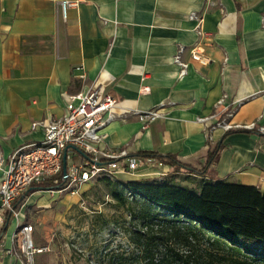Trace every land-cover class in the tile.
<instances>
[{
	"label": "crops",
	"instance_id": "0c3cea01",
	"mask_svg": "<svg viewBox=\"0 0 264 264\" xmlns=\"http://www.w3.org/2000/svg\"><path fill=\"white\" fill-rule=\"evenodd\" d=\"M60 1L0 0L4 159L15 148L43 139V126L31 124L62 116L64 93L98 84L118 99L117 113L152 108L159 113L147 125L131 113L115 117L100 130L101 147L125 148L130 155H171L192 169L175 171L164 164L118 173L117 180L161 176L194 189L203 182L225 181L264 192V132L215 128L211 141L204 133L223 108L233 111L227 118L232 124L255 121L264 126V0H69L76 5L67 9L65 19ZM190 12L201 18V34ZM196 41L203 61L189 55ZM178 47L184 48L181 58L188 64L182 76L173 61ZM215 145L220 146L217 158L205 166ZM76 151L75 161L80 160ZM2 172L0 167V180ZM34 185L39 184L15 199L17 217L7 214L0 232V264H24L6 252L16 246L17 226L32 217L29 209L41 213L49 208L48 194H54L50 182ZM38 222L34 243L49 250ZM47 258L46 250L36 255L35 263L49 264Z\"/></svg>",
	"mask_w": 264,
	"mask_h": 264
},
{
	"label": "built area",
	"instance_id": "2783aa9c",
	"mask_svg": "<svg viewBox=\"0 0 264 264\" xmlns=\"http://www.w3.org/2000/svg\"><path fill=\"white\" fill-rule=\"evenodd\" d=\"M76 5V2L61 0L59 2L60 15L66 18L67 9ZM188 17L196 20L195 30L201 34L200 22L196 12H190ZM264 28V19L262 20ZM183 47H178L173 61L178 65V75L187 71V62L181 58ZM189 55L195 60H205L200 41H196L189 49ZM84 74H82V77ZM65 113L60 117L48 121L33 122L31 128L41 124L43 126V139L15 148L4 159L0 154V167L3 172L0 180V232L7 214L17 217L14 201L27 188L33 184L49 181L50 192L68 191L70 194L78 193L85 183L96 179L115 181L118 173H132L134 171L156 167L162 168L163 163L152 156L130 155L125 148L106 149L100 146L104 134L100 132L110 120L115 117H125L131 113L137 116L144 125L149 124L159 115L157 109L137 111L122 109L116 112L119 105L117 98L106 92L101 85L93 84L84 91L77 93H64ZM231 109L223 108L216 114V120L205 129V137L212 140V131L215 128L229 130L232 128L256 129L264 132V126L257 125L255 121L245 124H232L227 118L232 115ZM204 120L205 118H200ZM74 149L82 155L80 160H72ZM66 156V173H62V155ZM63 182H60L59 176ZM161 180L162 177H157ZM33 225L22 222L18 224L16 246L7 250L23 261L24 264H36L35 257L48 248L34 243Z\"/></svg>",
	"mask_w": 264,
	"mask_h": 264
},
{
	"label": "trees",
	"instance_id": "16d2710c",
	"mask_svg": "<svg viewBox=\"0 0 264 264\" xmlns=\"http://www.w3.org/2000/svg\"><path fill=\"white\" fill-rule=\"evenodd\" d=\"M219 147L209 149L205 166L216 160ZM137 154L155 157L175 171L192 170L171 155L151 151ZM58 176L62 183V176ZM105 180L121 184L114 198L122 205L128 199L134 202L136 210L130 207V215L144 228L138 232L147 235L142 243L144 258L136 264H264V192L255 186L217 181L203 182L194 189L165 179ZM178 238L184 251L180 244L170 242ZM165 241L167 248H156ZM201 242L205 246L197 247Z\"/></svg>",
	"mask_w": 264,
	"mask_h": 264
},
{
	"label": "rangeland",
	"instance_id": "374dc122",
	"mask_svg": "<svg viewBox=\"0 0 264 264\" xmlns=\"http://www.w3.org/2000/svg\"><path fill=\"white\" fill-rule=\"evenodd\" d=\"M34 187H45L44 182ZM121 189L119 183L96 179L82 185L76 194L68 191L48 194L49 208L41 213H35V208L29 209L33 218L27 219V223L35 226L39 221L40 228L46 231L45 243L49 246L46 263L136 264L142 261L145 252L142 243L147 235L138 232L144 228L139 219L130 215V207L136 210L134 202L128 199L122 205L114 198L113 193ZM37 198L38 195L34 199ZM166 242H160L156 248H167ZM170 242L174 246L180 244V248L183 245L180 238ZM204 246L202 242L197 245Z\"/></svg>",
	"mask_w": 264,
	"mask_h": 264
},
{
	"label": "water",
	"instance_id": "95a60500",
	"mask_svg": "<svg viewBox=\"0 0 264 264\" xmlns=\"http://www.w3.org/2000/svg\"><path fill=\"white\" fill-rule=\"evenodd\" d=\"M84 157H86V156L84 155ZM62 173H63V175H65V173H66V156H65V153L62 155Z\"/></svg>",
	"mask_w": 264,
	"mask_h": 264
}]
</instances>
